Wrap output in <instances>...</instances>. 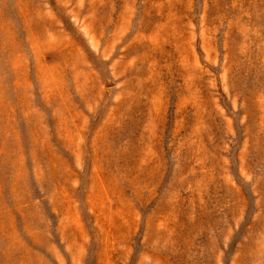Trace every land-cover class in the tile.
<instances>
[{"label":"rangeland","instance_id":"obj_1","mask_svg":"<svg viewBox=\"0 0 264 264\" xmlns=\"http://www.w3.org/2000/svg\"><path fill=\"white\" fill-rule=\"evenodd\" d=\"M0 264H264V0H0Z\"/></svg>","mask_w":264,"mask_h":264}]
</instances>
